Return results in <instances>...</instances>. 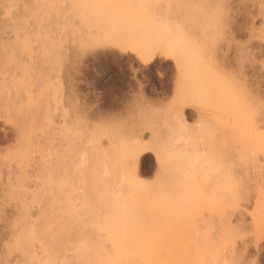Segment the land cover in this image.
<instances>
[{
  "label": "rangeland",
  "instance_id": "obj_1",
  "mask_svg": "<svg viewBox=\"0 0 264 264\" xmlns=\"http://www.w3.org/2000/svg\"><path fill=\"white\" fill-rule=\"evenodd\" d=\"M23 2L31 4L30 0H0V206L6 202L5 198L8 195V202L11 203L12 208L18 207L19 211L21 207H25L22 203L27 204L28 211H24L26 208L23 209L22 213L26 214L23 216L28 217L29 213V218L30 215L32 218H37L39 206L43 208L42 203L39 200V203L36 201L39 195L36 194L33 202L29 197L38 186H41L37 184L38 179L33 176L36 165L42 164L41 160L48 159L46 162H49L54 156L61 154L65 146H70L71 151H67L68 154L62 153V155H68L66 158L63 155V159L65 158L66 165L70 168L68 164L76 159L73 154L77 151L73 149V153L71 148L79 147L81 150L82 146H85L83 149L89 153L92 145L95 151L100 146L104 148L109 145V149L113 147L112 153L116 167L114 175L111 174L113 181L111 177L110 180L117 189L112 186V183V189L116 190L117 195L112 200V194L111 205L104 207L106 209L111 207V211L108 212L111 213L112 218H115L114 225H145V229L147 225H154L155 230L156 225H160L158 229L168 232L163 234L161 230L160 233L165 237L159 238L162 244L154 239V242L161 244V247L154 245L152 238L151 242L148 241L153 242V247L158 246L157 252L155 249L147 248L150 253L153 250L151 254L147 253L148 250L146 251L145 247L149 245L143 244L145 246L142 248L147 254L143 253L144 258H141L143 254H139L138 251L140 240L144 242V237L139 238L141 237L139 231L138 235L134 233L139 238L135 245L138 253L135 254L133 249L135 246L133 245L132 248L131 244L133 241L135 244L136 237L133 234L134 240H132L133 237L129 235L132 243L128 246L133 249L129 250V253L134 252L132 253L135 254L134 257L139 254L136 259H141L142 264H148L153 261L152 259L164 261L165 264H264V231L260 227L261 209H264V127H261L259 118H250L229 73L232 61L236 58V47L239 43L243 45L242 51L245 58H251L256 64V68L250 73L248 86L259 90L261 83L259 61L264 59V0H112L114 12L112 11L109 41L95 45L82 44L89 46V50L80 60L71 83L65 71V64L69 57L81 47L80 43L77 46L76 42L80 40L76 41V39L83 34V28L86 29L88 23L86 19V16L88 18V0H59V2L55 0V3L52 2L55 4L54 7L51 6V2H48L50 6L45 2L43 6L46 8L48 6L49 9L52 7L48 18L46 16L50 12H46L45 7L43 10L45 9L47 15L32 11L35 14L39 12V15L41 13L45 15L41 16L47 19L44 18L47 21H45L46 28L44 24L42 29L47 30L49 37L64 39H58L59 44L62 45L57 57L48 42L45 41L48 43L45 45L44 39H41L46 47L40 46L41 41L34 38L33 34L26 39L20 37L12 39V26L16 21L23 25L30 21L29 25H32L31 15L36 17L30 13L31 17L26 22L22 21V19L25 20L24 18L18 19L17 16L15 18L17 17L18 20H13L12 17L18 14ZM72 3L77 4L78 7H61V5ZM33 5L31 7L34 9ZM217 5L224 6L220 9L223 15L222 26L216 19ZM35 6L39 9V4ZM61 9L65 10L62 12ZM38 17L33 20L36 22L40 18L38 22L42 25L43 21L41 22V17ZM68 21L71 25L67 24ZM61 22L62 26H65L63 29L60 27ZM74 28L78 30L82 28V31L79 30L82 33L77 35L75 32L78 30L75 31ZM45 31L40 32L44 35ZM197 35L204 36L206 44L199 41ZM74 36H76L75 39ZM136 49L154 51L155 57L150 62H144L134 53ZM58 57L59 59H56ZM175 59H179L178 65ZM73 90L88 106L87 111L81 109L79 115L72 106ZM164 113L181 118L190 129L192 128L193 146L184 150L171 151L158 142L154 144L155 151H151L148 147L150 151L141 155L135 163L129 151L119 144V139L135 134L147 146L152 132L142 123L147 117L153 116L157 123L156 127H159V135L164 136L166 129L164 130L161 124ZM65 123L70 129L74 126L79 128L82 136H78L79 132L73 134L64 130ZM74 144L79 145L74 147ZM48 147L49 150L50 147H54L56 151L54 152L52 148L53 152L50 150L52 154L46 156L49 153ZM56 158H59L58 155ZM54 159L55 157L52 160ZM20 160L26 161V164L22 162V166L25 164L24 170L18 166V163L21 165ZM53 161L50 162L56 166L57 173L63 172L58 170L60 168L58 166H61L59 162L57 166ZM86 164L85 167L88 168L89 162ZM67 166L65 168L69 169ZM54 169L53 167L51 176H58L60 179L56 182L54 179V182L50 180L53 183H50L51 187H48L49 190L51 188L50 193L54 195L51 194V196L58 200L54 201L53 198L50 200L56 203L60 200L61 204L64 203L58 204L59 210L55 209L56 205L51 208L55 211L45 208L47 213L51 212V217L49 214L41 213L44 218L49 216L48 218L52 220V223L47 224L58 225L57 228L60 225H65V228L66 225L74 228L75 222L78 226L80 216L77 219L78 222L73 219V223L70 216L72 212L67 210L66 200L64 201L63 197L60 199L56 197L63 195V192L67 193L71 177L69 179L67 175L66 178L64 175L60 177L55 175L56 172L53 175ZM66 173L70 175L68 170ZM18 179L19 181L22 179L24 188L21 190L24 193L27 192L24 195L26 198L22 195L23 193H20L21 191L15 194L20 193L19 195L25 198L24 201L21 197L19 200L10 198V192L14 191L13 183ZM15 184H18V181ZM20 186L22 187V184ZM99 187L100 185L95 188L86 185L83 188L85 192L89 188L93 189L89 197L94 200ZM94 189L97 190L95 197ZM48 192L46 190V193ZM66 193L64 196H67ZM44 198L40 199L44 200ZM90 199L87 201L91 203ZM18 201L22 206L18 204L20 203ZM43 202L46 203V200ZM51 203L49 202L50 207ZM77 203L81 205V202ZM63 206L70 213L64 211ZM104 207H100L101 211ZM42 208L43 211L44 208ZM94 208L93 206L89 208V215L81 211L83 212L81 219H83L82 223L89 220L87 225L97 227L98 224L94 218L100 211H98L99 207L95 208L98 213ZM91 212L93 215L97 214L92 217ZM20 213L19 216L22 214ZM16 216H18L17 213ZM9 217L11 219L12 215L5 214L6 222H0V251L2 243L7 239L5 236L8 230L4 231L11 228ZM97 217L96 220H98ZM90 220L94 222L90 223ZM84 225L85 223L81 226L84 227ZM163 225L164 227L166 225L165 228L167 225L171 228L165 230ZM77 226L75 228H78L80 232ZM49 227L51 229L47 228L48 230H56L54 226L49 225ZM150 228L152 227L149 226L148 230ZM86 229L88 228H85V231ZM60 230L56 232L59 234L63 232ZM68 230L70 229L67 227L63 232L65 234H62L69 238L70 234L66 235L69 233ZM71 230L70 233L75 229ZM88 230H91V233L100 231L90 227ZM78 231L73 233L77 234ZM100 232H96V235L99 236ZM52 233L50 232L54 238L55 232ZM152 233L150 231L145 238L152 236ZM83 234L81 237H86L90 241H93L91 239L95 237L93 233L94 237H90L91 239L88 237L90 235L82 236ZM102 235L100 236L103 239ZM81 237L79 238L82 239ZM75 238V241L79 239ZM42 239L45 241L46 238ZM64 239L66 240L65 237ZM35 240L31 241L32 248L34 247L38 254L42 251L38 248L41 240L40 243ZM46 240L49 245L50 241H53V239ZM59 240L57 242H60ZM68 240L66 244L74 241ZM85 240H78L77 243L70 242V244L83 243ZM31 243L29 242L28 245ZM105 243L108 244L107 240ZM105 243L104 247H106ZM42 244L46 245L43 242ZM70 244L66 245L68 251L64 249L72 258V253L76 249L73 247L74 250L70 249ZM51 246V249L56 250L58 246L59 249L64 247L61 243L57 247H54V244ZM45 249L47 252V248ZM51 249L48 250L49 253L47 252L50 255V251H53ZM158 251L163 255H160ZM42 252L43 257L44 252ZM15 253H18V256ZM10 255H7V260L0 255V264H15L18 257L19 261L24 260H20L19 251ZM62 256L65 257L64 254ZM150 258L152 261H149ZM53 261L55 259L50 263L55 264ZM32 262L34 264V261ZM68 264L73 263L70 261Z\"/></svg>",
  "mask_w": 264,
  "mask_h": 264
},
{
  "label": "bare ground",
  "instance_id": "obj_2",
  "mask_svg": "<svg viewBox=\"0 0 264 264\" xmlns=\"http://www.w3.org/2000/svg\"><path fill=\"white\" fill-rule=\"evenodd\" d=\"M54 1V3H55V0H30V2H31V4H29L28 5V3L26 4V3H22V5H21V9H20V11L18 10V14L16 15H14L12 18H13V20H18V19H20V18H24L25 20H23L22 19V21L23 22H26V21H28L29 20V18L32 16V25H29V22H26L24 25L21 23V24H18V23H16L15 21V23L13 24V26H12V35H11V37H12V39H14L15 40V38H17V39H19L18 37H20V38H23V39H26L27 37L28 38H30V35H32L33 34V36H34V38H38L39 39V41H41V42H39V45L40 44H42L43 43V41H44V43H45V45H47L48 43H49V45H50V48H51V50L53 51V52H55V57H57L56 55L58 54V52H59V49L61 48V45L59 44V41H58V39L60 38H58V39H56V37H54V38H51V37H49L50 35H48V32H47V30L45 31V30H43L44 28H46V18H48V16H50L51 15V11H49V10H51L52 9V7H54V3L52 4V2ZM34 2V3H33ZM45 2L46 3H48V2H51V4L50 3H48L47 5H51L52 7H50V9L48 8V6H47V8H46V6H43L44 4H45ZM58 2H59V0H58ZM61 2V1H60ZM56 3H57V1H56ZM89 3V4H88ZM88 3H87V8H88V10H87V12H88V14H87V12H86V14L88 15V18H87V16H86V19L88 20V23L86 24L87 26H86V29H85V27L83 28V34H81V36H79V37H77V38H79V39H76V41H78V40H80V42L78 41V42H76L77 43V46H79L78 45V43H80V45H82V44H88V43H90V45H95V44H98V43H103V41L104 42H108L109 41V38H110V35H111V26H112V14H113V8H112V0H90V2H89V0H88ZM34 4V5H33ZM35 4L36 5H38L39 4V9L35 6ZM43 6H41V5ZM33 5V7H34V9L31 7ZM30 7H31V12H30ZM46 8L47 10H46V12L48 11V12H50L49 13V15H47L46 14V12H45V9L43 10V8ZM38 10H37V9ZM40 10H42V11H40ZM63 10H65V9H61V11L63 12ZM32 11H34V12H36V11H39V12H42V13H44V14H46L47 16H46V18L45 17H41V16H43L44 14H42L41 13V15H39L40 13L38 12V13H33ZM44 11V12H43ZM113 11V12H112ZM34 14V16L36 15V17H41V22L43 23L42 25H40L41 23H39L40 22V18H39V22L36 20V22H34L35 20H33V19H35L36 17H33V15H31V14ZM28 14V15H27ZM31 16H30V15ZM38 14V15H37ZM15 16H17L18 17V19H17V17L15 18ZM29 16V17H28ZM45 16V15H44ZM62 16V15H61ZM20 17V18H19ZM25 17H28V18H25ZM37 18V19H38ZM44 20H43V19ZM28 19V20H27ZM21 21V22H22ZM46 21V22H45ZM35 24H37V25H35ZM38 22V23H37ZM28 23V24H27ZM69 23V21L67 22V24ZM27 24V25H26ZM45 24V27L43 26ZM65 24V23H64ZM63 24V25H64ZM67 24H65L66 26H67ZM70 24V23H69ZM34 25H35V27H34ZM71 25V24H70ZM70 25H68V26H70ZM40 27V28H39ZM42 27H44L43 29H42ZM60 27L63 29V28H65V26L63 27L62 26V22H61V25H60ZM72 27V26H71ZM60 28V29H61ZM69 28V27H68ZM78 28V27H77ZM41 29V30H40ZM76 28H74V30H75ZM82 28H79V30H81ZM38 30H40V31H42V32H44L45 31V33H44V35H42L41 33L42 32H40V31H38ZM78 29H76L75 31H77ZM78 30V31H79ZM85 30V31H84ZM38 31V32H37ZM61 31V30H60ZM75 32L77 35H80L79 33L82 31H79V32ZM37 33V34H36ZM82 33V32H81ZM36 34V35H35ZM39 34V35H38ZM45 34H47V35H45ZM38 35V36H37ZM40 35H42V36H44V38L42 37V36H40ZM76 35V36H77ZM21 36H23V37H21ZM33 36H31V37H33ZM39 36H40V38H39ZM46 36V37H45ZM64 36V35H63ZM76 36H74V39L76 38ZM49 37V38H48ZM58 37V36H57ZM45 38H48V39H45ZM197 38H198V40L199 41H201L203 44H206V41H205V37L204 36H199V35H197ZM43 41H42V40ZM57 41H56V40ZM61 39H63V38H61ZM61 39H59V40H61ZM51 40V41H50ZM54 40V41H53ZM64 40V39H63ZM71 40V39H70ZM72 40H73V38H72ZM13 41V40H12ZM48 42V43H46V42ZM74 41V40H73ZM7 42V41H6ZM11 41H9V43H10ZM60 43H61V41H60ZM12 44V43H11ZM44 44H42V45H40V46H43ZM44 45V46H45ZM43 46V47H44ZM46 47V46H45ZM73 47V46H72ZM49 47H48V49H50ZM79 48V47H78ZM50 50V51H51ZM134 53L140 58V59H142L144 62H150V61H152V59L155 57V52L154 51H151V50H146V49H136L135 51H134ZM164 57H167L166 55H164ZM29 59V58H28ZM56 59H59V57L58 58H56ZM31 61H33V60H31ZM175 62H176V64L178 65L179 64V59H175ZM26 64V63H25ZM31 64V63H30ZM42 82H44V81H42ZM1 92V91H0ZM12 105H13V103H12ZM45 105L47 106V104L45 103ZM46 113V112H45ZM51 114V113H50ZM47 115V114H46ZM160 115V114H159ZM48 116V115H47ZM157 116V115H156ZM52 117V116H51ZM50 119V118H49ZM156 121V120H155ZM155 121H154V119H153V116H151V117H147V119H145L144 120V122L142 123V124H144V126H146V128H148V129H150L151 130V138H150V140L148 141V144H147V146L145 145L146 143H144L140 138H139V136L138 135H131V136H129V137H122V138H120L119 139V144L122 146V147H124L126 150H128L129 151V153L131 154V158L134 160V162L136 163L137 162V159H139V157L141 156V155H143L144 153H147V152H149L150 150L152 151H155L154 149H153V147H154V144H156V143H160L161 142V144H164V146H166V148L168 149V150H171V151H174V150H184L185 148H187L188 149V147L189 146H193V144H194V137H193V130H192V128L190 129L189 128V126L188 125H186V123L181 119V118H179V117H177V116H173V115H171V116H169V115H167V114H163L162 115V118H161V124H162V126H164V130H165V132H164V136L162 135H159L160 133L158 132V128L156 127V124L157 123H155ZM47 123H48V121H46ZM45 123V122H44ZM78 124V123H77ZM71 126V125H70ZM78 126V125H77ZM160 126V125H159ZM65 127H66V123H65ZM65 127H64V130H68V131H70L71 133H73V134H76L77 132H79L78 134V136H80L81 135V133H80V130H79V128L77 129L75 126V128L76 129H74V127L73 128H71L70 129V127H66V129H65ZM192 130V131H191ZM76 136V135H75ZM82 136V135H81ZM90 142V141H89ZM79 143V142H78ZM91 143V142H90ZM89 144V143H88ZM76 145H79V144H76ZM76 145L74 144V147H76ZM93 146V145H92ZM92 146H91V149H90V154L89 153H87L83 148L85 147H83L82 146V148H81V150H79V147H77V148H71L72 149V152H73V149H75V150H77L74 154H73V157L74 156H76L75 158L76 159H73V161L72 160H70V161H72L71 163H69L68 165H70V168H69V166H67L66 165V161L64 160L65 158H66V155L68 154V152L69 151H71L70 150V146H65L64 147V151L63 152H61V154H57L58 155V157L59 158H56L57 157V155L56 156H54L55 157V159H59L58 161L56 160L55 161V159H54V161L52 160V159H50L49 160V162H48V164H47V162H46V160H48V159H44L45 161H43V160H41V163L43 164H40V163H38L37 165H36V170H35V172L33 173V176H35L37 179H38V182H37V184L39 183L41 186L39 187L38 186V188H36V190L34 191V192H32L31 193V195L29 196L30 197V199H31V201L33 202V200H35L36 199V196L37 195H39V196H41V197H39V196H37V202L39 203V201H40V203H42V205L41 206H43V208H44V210L42 211L41 210V208L42 207H40L39 206V208H40V210H38L37 211V218H32V216L30 215V218H29V213H28V217H25V216H23V214L25 213V212H23L22 213V211H23V209H25L26 207H28L27 206V204H24V203H22V205L23 206H25L24 208L23 207H21V209L17 212V215L18 216H16V215H12V217H11V219H10V217H9V219H10V227H8V228H10V229H6L4 232H6L7 230H8V233H7V236H5L7 239H6V241L5 242H3L2 243V248H1V253H0V255H1V258H3L4 260H7L8 258H6L7 257V255H10V254H13V252H18L19 251V256H20V260H23V261H26L27 262V264H33V262L31 263V261H34V264H37L38 262L40 263V264H51L52 263V260L53 259H55V261H53V262H55V264L57 263V262H59V263H57V264H68L70 261H71V263H73V264H142L141 262V259H138L139 260V262L137 261V259H136V256H138L139 254H143V253H145L146 254V252H145V250L147 251L148 249L149 250H151V249H155L156 250V252H157V247L158 246H160L162 243H161V241H160V239L159 238H163L164 237V233H166V231H163L162 229H158L159 228V226L158 225H156V230L153 228L154 227V225H149V226H151L152 228H150V229H154L153 231L152 230H148V228H149V226L147 225L146 226V229H145V225H133V226H128V225H114V217L112 218V216H111V213H109L111 210V207H108L107 209L105 208V207H107V206H110L111 205V199L113 200L114 198H115V196L117 195V193H116V187H115V185H114V183L113 182H111V180L113 181V177H111V174H112V176L114 175L113 174V172L115 173V170H116V167H115V158H114V154L112 153V151H113V147L112 148H110L109 149V145H108V147H105L104 146V148H101V146H100V148L98 149V148H96L97 150L95 151V148H92ZM72 147V146H71ZM111 147V146H110ZM148 147H149V149H148ZM19 148V147H18ZM52 148H54V147H50V150L53 152V149ZM107 148V149H106ZM155 148V147H154ZM49 150V147H48V151H49V153L51 152ZM87 150V149H86ZM93 152H92V151ZM56 151V149L54 148V152ZM68 151V152H67ZM52 152L49 154H46V156L47 155H51L52 154ZM67 152V154L66 155H64L65 153ZM62 153H64L63 155H64V159H63V155H62ZM100 154V155H99ZM62 155V156H61ZM70 155V154H69ZM46 156H44V158L46 157ZM68 156V155H67ZM50 158V157H49ZM89 158H91V160L89 159ZM156 158L158 159L159 157H158V154L156 153ZM68 159V158H67ZM69 159H71V158H69ZM68 159V160H69ZM89 159V160H88ZM50 161H53V162H56L55 164L58 166V164H60L61 166H58V167H60L58 170H60V172L61 171H63V172H65V173H63V172H61L60 174L59 173H57V168H56V166L53 164V163H51ZM64 161H65V163H64ZM19 162H21V165H20V163H18V166H20L21 167V169L23 168V167H25V164H26V161H19ZM22 162H25V164L22 166ZM45 162V163H44ZM59 162V163H58ZM87 162H89V164H90V166L88 167V168H86L85 167V164L87 163ZM50 163H51V165H53L52 167H51V165H50ZM58 163V164H57ZM67 166L69 169H67V168H65V166ZM86 165H88V164H86ZM19 167V168H20ZM38 167V168H37ZM53 167L55 168L54 170H53V175L55 174V172H56V174L55 175H60V177H61V175H64L65 176V178L67 177L68 179H69V177H71L70 179H69V183L70 184H68L69 185V187H68V189L69 190H67V193H66V195L67 196H64V192H63V195H58V196H56V197H58L59 199H60V197L62 198L63 197V200L65 201V204H67L66 205V207L68 206V209L67 210H69L70 212H72V213H74V216H72V213L70 214V216L72 217V222H73V219L76 221L78 218H79V216H80V220H79V222H78V220H77V222H78V226H77V224H76V222H75V224H74V226L76 227H79V230H80V232L73 226V224H72V226L74 227V228H70L68 225H66L70 230L72 229V230H74L75 232L76 231H78V233L76 234V233H70V230H68V232L69 233H66V235L68 234H70V236H69V238L72 240H74V238L75 239H78L79 237H81V234L82 233H84L86 236L87 235H90V233H91V230L89 231L88 229H89V227H90V229H94L95 231H96V229H99L100 231H96V232H100V234H99V236L98 235H96V232L94 233V232H92L93 233V235H95V237L92 235V233H91V235L90 236H88L89 238L90 237H94V238H90L91 240H93V241H90L89 239H86V237L84 238V237H81L82 239H78L79 241H81V240H85V241H83V243L82 242H78L79 244H72V243H77V241L78 240H74L73 242L72 241H70V239L67 237V236H65V235H63V234H65V233H63L64 231H65V229H67V227L65 228L63 225H60L58 228H57V226L56 225H53V224H47V223H52V220L50 219V218H48V217H45L44 218V215L45 214H49V213H47L45 210H47V209H45V208H47L48 207V210H51V208H52V206H54V205H56V206H54V207H56L55 209H57V210H59L57 207H59V205L58 204H61L60 203V200L56 203V202H53V201H51L52 199L51 198H53V194H52V192L50 193V190H51V188H50V190H49V187L48 186H50L51 187V184L54 182L53 181V179L55 180V182L56 181H58L60 178L58 177V176H51L52 175V169H53ZM84 169H85V171H84ZM22 170H24V168L22 169ZM67 170L70 172V175H68L66 172H67ZM59 172V171H58ZM67 175V176H66ZM110 177H111V180H110ZM56 178V179H55ZM40 179V180H39ZM22 180V179H21ZM20 180V181H21ZM50 180L51 181H53L52 183L50 182ZM18 181V184H15L16 182ZM15 180V182L13 183L14 185H13V187H12V189L14 188V191H12V192H10V198L12 197L13 198V194H15L16 192H20L23 196L24 195H26V191H25V193L23 192V190H21L22 188H24L23 187V182L21 181V183H20V181H19V179L18 180ZM40 181H41V183H40ZM88 181V182H87ZM100 183V184H98V183ZM51 183V184H50ZM88 183V184H87ZM91 183V184H90ZM113 183V185L112 186H114L115 187V189H112V186H111V184ZM20 184H22V187L20 186ZM38 184V185H39ZM88 186V187H90V185L91 186H93V188H95V187H97L98 185H100V187L95 191V189H94V194H93V196L97 193V197H99L98 199H97V197H95V198H93L94 200H92V199H90V195L92 194L90 191H93V189L92 190H90L91 188H89V190L87 191V192H85L84 191V186H86V185ZM90 184V185H89ZM98 184V185H97ZM16 185V186H15ZM17 185H18V187H17ZM84 185V186H83ZM83 186V187H82ZM95 186V187H94ZM18 188V190H16L17 188ZM19 187H20V190H19ZM113 187V188H114ZM37 190H41L40 191V193L42 194L43 192V196H46V195H48L49 197L51 196V194L53 195V196H51L50 198L47 196V197H43L40 193H38L37 192ZM45 190V191H44ZM46 190H47V192L50 194H48V193H46ZM79 190H80V192H79ZM115 190V191H114ZM65 191V190H64ZM62 192V191H61ZM89 192V193H88ZM118 192V191H117ZM11 193H13L12 195H11ZM19 193V194H20ZM46 193V194H45ZM91 193V194H90ZM18 193L17 194H15V196H17V195H19ZM37 194V195H36ZM99 194V195H98ZM112 194H113V196H112ZM115 194V195H114ZM112 196V198L110 199V197ZM7 197H9L8 195H7ZM18 197V198H17ZM17 197H15L14 199H17V200H19L20 198L19 197H21V195H19V196H17ZM25 198H26V196H24ZM24 197H21L22 198V200L24 201L25 200V198ZM114 197V198H113ZM12 198H11V200H12ZM24 198V199H23ZM28 198V197H27ZM40 198H44V200L42 199H40ZM65 198V199H64ZM88 198V199H87ZM9 199V198H8ZM51 199V200H50ZM78 199H80V201H76V200H78ZM89 199H90V201H91V203H93V201H94V203L93 204H91L90 202H88L89 201ZM98 201H97V200ZM10 200V201H11ZM22 200H21V202H22ZM39 200V201H38ZM46 200V203L45 202H43V201H45ZM53 200L54 201H57L58 199L56 198V199H54L53 198ZM63 200H61V201H63ZM88 200V201H87ZM95 200H96V202H95ZM102 200H103V202H102ZM42 201V202H41ZM48 201V202H47ZM18 202H20V201H18ZM17 202V203H18ZM21 202L20 203H18L19 205H21ZM49 202H52L51 204V207H50V204H49ZM67 202V203H66ZM76 202V203H75ZM77 202H81V205L79 204L78 205V203ZM111 202V203H110ZM44 203V204H43ZM64 202H62V204H63ZM96 203V204H95ZM45 204H47V206L45 205ZM61 204V205H62ZM93 207H95L96 209H98L97 207H99V210L98 211H100L99 213H98V211H96V209L94 208V210H95V212H97L98 213V215H96V216H98L97 217V219L98 220H96V216H95V214H97V213H94V215H93V213L91 212V214H92V217H94L95 216V218H94V220L95 221H97V227L94 225V226H92V225H87V224H89V220H86V222H83L82 223V220L83 219H81L82 217V215L83 214H81V213H83V212H81V211H84V212H86L88 215H89V208H91L92 206ZM21 205V206H22ZM58 205V206H57ZM60 205V206H61ZM77 205L79 206V207H77ZM45 206V207H44ZM89 206H91V207H89ZM105 206V207H104ZM53 207V208H54ZM100 207H104V210H103V208H102V211H101V209H100ZM113 207V206H112ZM42 208V209H43ZM50 208V209H49ZM63 208H65L64 206H63ZM60 209H61V207H60ZM93 209V208H92ZM92 209H91V211H92ZM27 210V208L24 210V211H26ZM52 210H54V209H52ZM51 210V211H52ZM63 209H61V211H62ZM66 210V208H65V210L64 211H67ZM28 211V210H27ZM55 211V210H54ZM53 211V212H54ZM69 211H67V212H69ZM109 211V212H108ZM22 214H21V213ZM44 214V215H42V213ZM44 212H46V213H44ZM48 212H50V211H48ZM52 212V213H53ZM57 212V211H56ZM69 212V213H70ZM89 212V213H88ZM101 212H103V213H101ZM19 213L21 214L20 216H19ZM101 213V214H100ZM41 214V215H40ZM50 214H51V212H50ZM49 214V215H50ZM80 214V215H79ZM100 214V215H99ZM24 215H26V214H24ZM40 215V216H39ZM46 215V216H47ZM110 215V216H109ZM43 216V217H42ZM100 216V217H99ZM102 216V217H101ZM50 217H51V215H50ZM75 217V218H74ZM90 217V216H89ZM30 219V220H29ZM32 219H34V220H32ZM45 219V220H44ZM91 219V218H90ZM12 220V221H11ZM46 220H47V222H46ZM49 221V222H48ZM81 221V222H80ZM88 221V222H87ZM91 221V220H90ZM94 222V221H93ZM92 221L90 222V223H93ZM74 223V222H73ZM85 223V225H84V227L85 228H88V229H86V231H88V232H86L85 231V228L84 227H82L83 226V224ZM82 226H81V225ZM95 224V223H94ZM4 225V224H3ZM49 225H51V226H54V228L56 229V230H54V231H52V230H48V229H51V227H49ZM87 225V226H86ZM7 226V225H6ZM63 228H62V227ZM82 228H81V227ZM92 226V227H91ZM60 227H61V230H60ZM94 227V228H93ZM127 227H128V230H127ZM142 227H144V228H142ZM165 227H166V225H165ZM164 227V225H163V228H165ZM172 227L174 228V225H172ZM48 228V229H47ZM53 227H52V229H54ZM160 228H162V226L160 227ZM167 228H168V230H169V228H171V226H169V225H167ZM167 228H165V230L167 229ZM46 229H47V231H46ZM82 229H84L83 231H82ZM143 229V230H142ZM148 232V233H150V231H151V233L152 232H159L158 234H155V233H152V236H149V235H151V234H149L148 236L150 237H148L147 239H149V240H147L145 237L147 236L146 234H148L147 232H145V230ZM62 231L63 230V232H61L60 234L59 233H57L56 231ZM71 230V231H72ZM94 230H92V231H94ZM160 230V231H159ZM161 230H162V233H160L161 232ZM53 232L52 234H54V232H55V237L53 238V235H51L50 234V232ZM81 231H82V233H81ZM140 232V234H139V232ZM67 232V231H66ZM102 232H103V235H102ZM133 232V233H132ZM41 233H44L45 234V238L46 239H48V241L49 240H51V239H53V241H54V243H53V241H50V245H49V242H47V240L45 239V241H44V239H42V238H44L43 237V235L44 234H41ZM50 234L48 237L46 236V235H48V234ZM63 233V234H62ZM79 233H81V234H79ZM87 233V234H86ZM131 233V234H130ZM134 233H136L137 235L139 234V236H141V237H139V238H141L142 239V236L144 237V239H145V241L143 242L142 240H140L141 242L139 243V246L138 247H140V248H138L139 250V254L138 255H136L135 257H134V255L135 254H137L138 252H137V248H136V243H137V241L139 240V238H138V236H136ZM168 233V232H167ZM166 233V234H167ZM169 233H170V231H169ZM74 234V236H72ZM78 234L80 235L79 237H78ZM82 235V236H85V235ZM98 234V233H97ZM133 234H134V236L136 237L135 239H136V241H135V244H134V241H133V243H132V240H134V236H133ZM155 234V235H154ZM161 234V235H160ZM166 234H165V236H166ZM38 235V236H37ZM56 235H58L57 237H56ZM100 235H102L103 236V239H102V237L100 236ZM129 235H131L133 238H132V240H130L131 239V237L129 236ZM156 235H158L156 238H153V237H155ZM35 236V237H34ZM36 236H37V238H36ZM52 236V237H51ZM59 236H60V238H59ZM100 237L99 239H96L97 237ZM129 236V237H128ZM160 236V237H159ZM41 237V238H40ZM64 237L66 238V240L64 239ZM74 237V238H73ZM78 237V238H77ZM4 238V237H3ZM2 238V239H3ZM38 238H40V240L38 239ZM49 238H51V239H49ZM58 238V239H57ZM62 238L65 240V242H64V240H62ZM129 238V239H128ZM138 238V239H137ZM152 238V239H151ZM158 238V239H157ZM165 238V237H164ZM28 239H31L30 241L28 240ZM36 239V240H35ZM56 239V240H55ZM60 239V240H59ZM69 239V240H68ZM101 239V240H100ZM143 239V240H144ZM154 242L155 240H156V242H158V240L160 241L159 243H161V244H156L155 242V244L154 245H158L157 247H153V242L152 243H149V242H151V240ZM155 239V240H154ZM32 240H35V241H40L39 243L41 244H39L38 246H40V247H38L40 250H42V251H40V253H38V254H36L37 252V250L34 248H32V243H31V241ZM43 240V241H42ZM60 241V242H57V241ZM61 240L63 241V242H61ZM70 241V242H72L71 244H70V242H67V244H68V246H69V244H70V249H72V250H74L73 248H75L76 250H74L73 251V253H72V258H71V255H68L67 253L68 252H66L65 251V249H66V241ZM89 242H88V241ZM99 240H100V242H99ZM103 240V241H102ZM105 240H107V243L108 244H106L105 243ZM146 240H147V242H146ZM164 240V239H163ZM102 241V242H101ZM129 241H131L130 243H128ZM149 241V242H148ZM31 243V244H29L28 245V243ZM42 242L43 243H46V245L44 244H42ZM106 244V247H104L105 245H104V243ZM48 243V244H47ZM62 244V247H63V249H59V244ZM63 243H65V244H63ZM100 243H102V245L100 244ZM132 243V244H131ZM145 243V245L147 246V244L149 245V247L147 246V247H145V250H143V248H144V246L145 245H143ZM54 244V247L56 246H58V248H57V250L55 249V248H52L51 249V245H53ZM55 244H57V245H55ZM82 244L84 245V247L82 246ZM129 244H131L132 245V248H133V245L135 246L133 249H134V252H136L135 254H132V253H134V252H130L129 253V250H133V249H130L131 248V246H128ZM140 244H142V245H140ZM35 245V244H34ZM50 247V249L51 250H53V251H50V253H51V255H53V256H51L50 254H48L49 253V251L48 250H50V249H48L49 247ZM73 245V246H72ZM80 245L82 246V247H80ZM107 245L109 246V247H107ZM138 245V244H137ZM31 248H29V247ZM42 246V247H41ZM46 246V247H45ZM61 246V245H60ZM111 246V247H110ZM114 246V247H113ZM142 246H143V248H142ZM151 246L153 247V248H151ZM47 248V252H45L46 251V249L45 248ZM73 247V248H72ZM77 247V248H76ZM114 249H113V248ZM161 247V246H160ZM65 248V249H64ZM136 248V249H135ZM142 248V249H141ZM148 248V249H147ZM157 248V249H156ZM33 249V250H32ZM55 249V250H54ZM104 249V250H103ZM107 249V250H106ZM111 249V251L109 252V250ZM35 250V251H34ZM59 250V251H58ZM61 250V251H60ZM67 251H68V248L66 249ZM71 250V251H72ZM140 250H142V251H140ZM149 250L147 251V253L149 252ZM154 250V251H155ZM159 250V249H158ZM160 250H161V248H160ZM55 251H57V252H55ZM144 251V252H143ZM163 251V250H162ZM41 252L43 253V257H42V254H41ZM53 252H55V253H61V254H57L56 256L54 255V254H52ZM64 252H66V253H64ZM101 252V253H100ZM153 252V250L151 251V253ZM159 252V254L161 255L162 253L160 252V251H158ZM4 253V254H3ZM100 253V254H99ZM150 253V252H149ZM150 253V254H151ZM164 253H166V252H164ZM4 256H3V255ZM16 254V253H15ZM14 254V255H15ZM45 254V255H44ZM65 255V257H63L62 255ZM67 254V255H66ZM102 254V255H101ZM129 254H131L130 255V257H129ZM145 254H143V256L141 257V258H144V255ZM17 256H18V253L16 254ZM15 255V256H16ZM58 255H61L60 257L58 256ZM147 255V254H146ZM157 255H158V253H157ZM163 255V254H162ZM11 256V255H10ZM16 256V257H17ZM40 256V257H39ZM51 256V257H50ZM70 256V257H69ZM149 256V255H148ZM148 256L146 257V258H148ZM48 257V258H47ZM52 258V259H50V258ZM54 257H56V258H54ZM132 257H134L133 259H132ZM139 257V256H138ZM151 257V256H150ZM165 257H167V256H165ZM19 258V257H18ZM18 258H17V262L15 263V264H19L18 262H22V261H19L18 260ZM39 258L41 259L42 258V260H39ZM58 258H59V260H58ZM67 258H68V261H67ZM129 258V259H128ZM161 258H162V256H161ZM50 259V260H49ZM130 259H132V260H130ZM14 259L12 258V261H13ZM57 260V261H56ZM127 260H129V261H127ZM153 261H154V259H152ZM151 260V258H150V260L149 261H152ZM157 260V259H156ZM47 261H49V262H47ZM73 261V262H72ZM144 261V260H143ZM8 262V261H7ZM36 262V263H35ZM43 262V263H42ZM47 262V263H46ZM51 262V263H50ZM135 262V263H134ZM38 263V264H39ZM54 264V263H53ZM144 264V263H143ZM148 264H149V262H148Z\"/></svg>",
  "mask_w": 264,
  "mask_h": 264
},
{
  "label": "snow or ice",
  "instance_id": "obj_3",
  "mask_svg": "<svg viewBox=\"0 0 264 264\" xmlns=\"http://www.w3.org/2000/svg\"><path fill=\"white\" fill-rule=\"evenodd\" d=\"M61 7L66 8H76L77 4H64ZM223 5H217V23L221 24L223 21V15L220 9H222ZM243 45L237 44L236 47V58L232 61L231 68L229 69L230 77L234 87L237 88L238 94L242 98L247 112L252 119L259 118L261 121V127H264V59L259 61V73L261 77V83L259 90L251 88L248 86V82L250 79V73L256 68V64L253 63L251 58H245L242 51ZM89 46L81 45L80 49L73 55L70 56L67 63L65 64V71L68 75V80L71 83L72 77L75 75V71L79 65L80 60L83 55L88 53ZM72 106L75 112L79 115L81 114V109L87 111V103L78 98V94H76L73 90V98H72ZM13 198H15V194H13ZM6 202L0 206V222H6L5 214L16 215L18 212L17 208H12L10 202H8V198H5ZM9 210H11L9 212ZM261 230L264 231V209H261ZM19 264H27L26 261L19 262ZM149 264H165L164 261H152Z\"/></svg>",
  "mask_w": 264,
  "mask_h": 264
}]
</instances>
